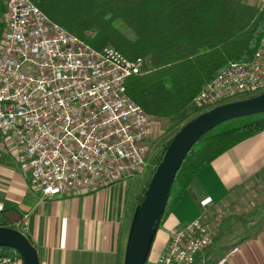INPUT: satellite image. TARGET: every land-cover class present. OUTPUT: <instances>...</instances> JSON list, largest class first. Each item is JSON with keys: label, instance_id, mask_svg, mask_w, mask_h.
<instances>
[{"label": "built area", "instance_id": "2783aa9c", "mask_svg": "<svg viewBox=\"0 0 264 264\" xmlns=\"http://www.w3.org/2000/svg\"><path fill=\"white\" fill-rule=\"evenodd\" d=\"M0 35V134L13 139L42 199L125 182L148 162L160 117L125 90L149 65L111 45L97 48L32 0H6ZM264 92V32L246 62L223 65L193 97L191 116ZM210 198L200 201L205 207ZM214 231L204 214L173 230L155 264H193ZM0 255V264H16Z\"/></svg>", "mask_w": 264, "mask_h": 264}, {"label": "trees", "instance_id": "16d2710c", "mask_svg": "<svg viewBox=\"0 0 264 264\" xmlns=\"http://www.w3.org/2000/svg\"><path fill=\"white\" fill-rule=\"evenodd\" d=\"M32 1L51 20L97 48L111 45L129 58L148 57L143 71L127 77L125 90L144 110L175 125L164 149L194 117L190 115L194 95L223 65L250 60L264 32V8L245 0ZM263 128L264 112H258L222 121L203 133L176 172L165 211L189 188L201 167ZM260 174L264 177V171ZM263 210L264 201L252 212H241L236 221L245 226ZM21 219L14 207L0 211V225ZM0 255L22 258L8 247H0Z\"/></svg>", "mask_w": 264, "mask_h": 264}, {"label": "crops", "instance_id": "0c3cea01", "mask_svg": "<svg viewBox=\"0 0 264 264\" xmlns=\"http://www.w3.org/2000/svg\"><path fill=\"white\" fill-rule=\"evenodd\" d=\"M245 1L264 8V0ZM2 4L0 35L5 29L6 0ZM262 171L264 128L197 171L189 188L156 222L143 264H155L170 233L202 213L208 222L219 225L210 247L193 264H264V223L240 226L247 231L234 239L225 226L233 219L227 211L236 208V197ZM145 182L146 177L137 174L96 190L42 199L31 185L29 168L13 139L0 134V211L11 207L20 211L21 221L7 226L16 227L35 246L39 264H124ZM205 198L211 202L202 207Z\"/></svg>", "mask_w": 264, "mask_h": 264}, {"label": "water", "instance_id": "95a60500", "mask_svg": "<svg viewBox=\"0 0 264 264\" xmlns=\"http://www.w3.org/2000/svg\"><path fill=\"white\" fill-rule=\"evenodd\" d=\"M258 112H264V92L216 105L197 114L177 130L144 192L129 236L124 264L144 263L153 228L165 211L176 172L196 140L222 121ZM0 247L14 249L24 264H39L35 246L18 232L0 228Z\"/></svg>", "mask_w": 264, "mask_h": 264}, {"label": "rangeland", "instance_id": "374dc122", "mask_svg": "<svg viewBox=\"0 0 264 264\" xmlns=\"http://www.w3.org/2000/svg\"><path fill=\"white\" fill-rule=\"evenodd\" d=\"M1 1L2 2L0 6L2 7L3 0ZM2 19H3V15L2 13H0V23ZM178 124H181V123H178ZM174 127L175 125H173L171 120L166 117H162V118L160 117L158 120H156L154 124L153 133L148 142V162H147V165L144 167V169L138 173L139 175L141 176L144 175L146 177V182H145L146 184L148 182L150 175L152 176V174L154 173L156 169V166L160 162V158L164 150L165 144L167 140L169 139L170 134L173 131ZM263 201H264V177L263 175L258 174L256 175V177H254L251 180V182L247 184V187L241 190L240 194L236 197V208H234V211H227L229 216H233V219L230 222H226V225H225L227 226V231H230L232 233L229 236V238L234 239L238 236L240 237L244 235L247 231V229L245 230L241 229L240 227L241 224L237 223L234 217L239 216L241 212H252L258 206V204H260ZM261 212H262V215H260V212H257V215L254 217L255 223L257 224L264 223V213H263L264 210ZM209 223L215 233V231L217 230V226L219 225L218 224L219 222L214 221V222H209ZM7 225L8 224L0 225V228L12 230L14 232L17 231L16 227H9ZM230 232H226V233H230ZM22 260H23L22 258H17L16 264H19V262ZM124 262H125V257H124Z\"/></svg>", "mask_w": 264, "mask_h": 264}, {"label": "bare ground", "instance_id": "6f19581e", "mask_svg": "<svg viewBox=\"0 0 264 264\" xmlns=\"http://www.w3.org/2000/svg\"><path fill=\"white\" fill-rule=\"evenodd\" d=\"M19 264H24V260L20 261Z\"/></svg>", "mask_w": 264, "mask_h": 264}]
</instances>
